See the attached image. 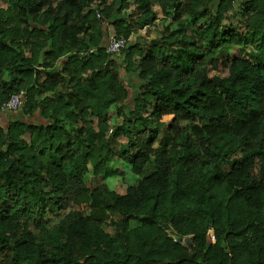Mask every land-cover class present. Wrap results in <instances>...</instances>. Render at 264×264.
Returning <instances> with one entry per match:
<instances>
[{
    "label": "trees",
    "instance_id": "1",
    "mask_svg": "<svg viewBox=\"0 0 264 264\" xmlns=\"http://www.w3.org/2000/svg\"><path fill=\"white\" fill-rule=\"evenodd\" d=\"M154 7L169 26L131 44ZM235 14L251 31L222 25ZM110 28L128 40L130 90L104 52ZM258 36L264 0H0V107L22 92L20 115L46 121L0 127V264H264ZM112 105L129 121L105 139ZM116 156L136 185L91 188L88 171L107 177ZM103 206L121 217L112 235Z\"/></svg>",
    "mask_w": 264,
    "mask_h": 264
},
{
    "label": "rangeland",
    "instance_id": "2",
    "mask_svg": "<svg viewBox=\"0 0 264 264\" xmlns=\"http://www.w3.org/2000/svg\"><path fill=\"white\" fill-rule=\"evenodd\" d=\"M238 4L239 2H236V4H234L235 12L240 10V7L237 6ZM129 10H131V2L128 3V10H126L127 13L129 12ZM153 11L157 14L158 21L152 26V30L150 29V31L148 32L146 31L147 29L145 28V26H143V24L138 23L136 25V31L134 32V34L131 36L129 40L131 44L135 40L142 42V43H147V42L149 43L152 40H156L159 37L160 31L164 27L169 26L170 18H166V17L163 18V16L161 15L157 7H154ZM186 20L187 18L183 17L180 23L186 22ZM241 21H242V18H240L239 15H236V14L229 15V17H227V19L222 22V25L223 26L225 25V27L228 30L234 31L237 34H244V33L251 31L250 29L244 27L243 25H240ZM109 30L110 32L113 31L112 28H110ZM256 42L264 43V38L258 36L255 39L254 38L250 39L249 41L246 42V44L254 45ZM144 51L147 52L146 47L144 48ZM226 54L236 55L237 50L231 49L227 51ZM137 58L138 57L136 55L133 57L134 60H136ZM113 59L116 62L117 71L120 73V78L125 88L130 90L134 86H137L139 82L135 80V78L134 79L133 77L129 78L125 76L126 74H124L125 73L124 67L127 66V62H126V59H124V57L122 56V54H120L119 56L113 57ZM116 108H117V105H112L105 112V116L109 117V122L108 124H106L107 126H105V128H107L106 129L107 131L103 133L105 135V139L111 135V131L114 130L118 125H120L122 122L126 123L129 121L127 118L123 116H119ZM13 114H11L13 115V117L19 116L18 112H16V114L15 113ZM17 118L22 119L21 115ZM86 120L90 121L92 125V129L97 131V127L95 126L96 118L89 115L86 118ZM22 137L27 138V133H22ZM96 141L94 142V144H96ZM125 143H126V139L124 137H119L116 140H112L110 144L111 152L114 154L117 153L125 145ZM107 168H109L110 174L107 175V177H104L103 179H101L100 177L91 176V171L90 170L88 171L86 175L87 183L91 188H95L99 185L105 184L111 192L121 194L125 191L127 187H134L136 185V178L130 174L128 167L122 161H120L117 158V156L113 157L110 160L109 164L107 165ZM100 212L102 213L103 217L107 218L106 221L104 222V225L102 226L103 230L106 233L112 235L114 229L110 227L108 224L110 221H113V222L119 221L121 217L117 213H114L112 210L107 208L106 206L101 207ZM131 226H134V223H131ZM211 242H213L212 238H211Z\"/></svg>",
    "mask_w": 264,
    "mask_h": 264
},
{
    "label": "built area",
    "instance_id": "3",
    "mask_svg": "<svg viewBox=\"0 0 264 264\" xmlns=\"http://www.w3.org/2000/svg\"><path fill=\"white\" fill-rule=\"evenodd\" d=\"M99 19V15H97ZM128 44V40L123 38H117L113 33H108L106 35L105 43H104V52L110 57H116L121 54L123 50L126 49ZM97 53V49L92 48L87 51H83L79 54L80 57H84L87 55H94ZM24 103L23 93L13 95L9 98L7 102L1 105L0 113L9 114L19 112L22 105Z\"/></svg>",
    "mask_w": 264,
    "mask_h": 264
},
{
    "label": "crops",
    "instance_id": "4",
    "mask_svg": "<svg viewBox=\"0 0 264 264\" xmlns=\"http://www.w3.org/2000/svg\"><path fill=\"white\" fill-rule=\"evenodd\" d=\"M108 33H113V32H110L109 29H107ZM73 111V110H72ZM13 113H9V114H2L0 113V127H6L11 121H16V119H18L20 122H23V123H27V124H34V123H46V121L43 120L44 117L40 116L39 113H37L38 115H35L34 118H29V117H22L21 118H17L20 116V113L18 112V115H15L17 117H13V115H11ZM16 114V113H15ZM28 132H27V136H28Z\"/></svg>",
    "mask_w": 264,
    "mask_h": 264
},
{
    "label": "water",
    "instance_id": "5",
    "mask_svg": "<svg viewBox=\"0 0 264 264\" xmlns=\"http://www.w3.org/2000/svg\"><path fill=\"white\" fill-rule=\"evenodd\" d=\"M151 43L154 44L153 41H151ZM41 58H42V56L40 55L39 58H38V63L41 62ZM177 242L178 243H183L185 246H187V248H190L191 247L190 246V240H189V238H183V239L178 238L177 239Z\"/></svg>",
    "mask_w": 264,
    "mask_h": 264
}]
</instances>
